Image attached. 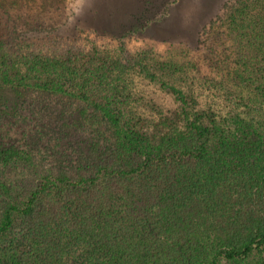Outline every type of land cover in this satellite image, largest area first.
<instances>
[{
    "label": "trees",
    "instance_id": "16d2710c",
    "mask_svg": "<svg viewBox=\"0 0 264 264\" xmlns=\"http://www.w3.org/2000/svg\"><path fill=\"white\" fill-rule=\"evenodd\" d=\"M65 1L0 0V122L74 104L56 125L68 161L44 136L0 139V264H264V0H237L214 30L231 46L209 48L208 82L248 101L231 118L94 32L28 36ZM129 69L173 100L157 133L125 108Z\"/></svg>",
    "mask_w": 264,
    "mask_h": 264
},
{
    "label": "rangeland",
    "instance_id": "374dc122",
    "mask_svg": "<svg viewBox=\"0 0 264 264\" xmlns=\"http://www.w3.org/2000/svg\"><path fill=\"white\" fill-rule=\"evenodd\" d=\"M236 4L237 0H66L56 16L50 13V20L39 21L27 34L37 38L57 34L79 37L81 32H94L101 36L105 48L122 44L126 52L144 57L153 75L195 97L200 109L215 115L220 111L231 118L248 101L228 102L221 86L208 82L219 77L210 72L209 62L213 63L216 57L210 55L209 48L231 46L230 41L216 40L218 37L213 34L214 30L220 32V22ZM164 62L171 64L166 68ZM118 77L121 90L128 97L125 108L135 123L152 133L165 128L166 122L170 124L173 100L154 82L131 69ZM43 101H31L33 110L24 107L18 117L0 122V139L22 143L24 135L44 136L41 149L49 152L51 160L68 161L74 157L70 152L74 143L59 140L56 125L61 123L59 111L71 112L74 104L60 101V108L50 113L43 110Z\"/></svg>",
    "mask_w": 264,
    "mask_h": 264
}]
</instances>
